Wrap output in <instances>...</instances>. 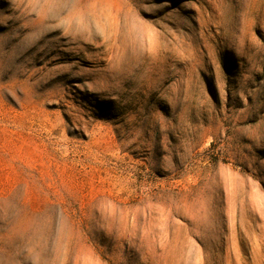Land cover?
Returning <instances> with one entry per match:
<instances>
[{
	"label": "rangeland",
	"instance_id": "rangeland-1",
	"mask_svg": "<svg viewBox=\"0 0 264 264\" xmlns=\"http://www.w3.org/2000/svg\"><path fill=\"white\" fill-rule=\"evenodd\" d=\"M0 264H264V0H0Z\"/></svg>",
	"mask_w": 264,
	"mask_h": 264
}]
</instances>
